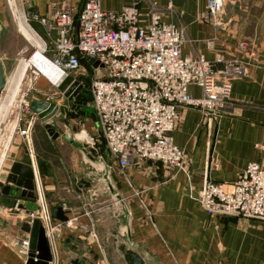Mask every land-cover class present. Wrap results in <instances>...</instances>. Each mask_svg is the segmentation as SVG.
Masks as SVG:
<instances>
[{
    "label": "crops",
    "instance_id": "0c3cea01",
    "mask_svg": "<svg viewBox=\"0 0 264 264\" xmlns=\"http://www.w3.org/2000/svg\"><path fill=\"white\" fill-rule=\"evenodd\" d=\"M26 1L41 17L49 16L59 2ZM76 1L80 11L84 0ZM148 1L101 0V6L104 11L138 6L145 14ZM151 1L161 7L174 5L177 24L187 35L184 56L237 58L247 65L248 76L232 82L230 104L214 115L179 108L173 140L187 153L185 172L147 161L120 169L112 158L111 173L89 164L94 173L90 180L66 173L44 175L41 187L54 222L63 223L56 219L58 208L71 222L56 230L52 264H127L131 250L146 264H262L264 222L216 217L201 207L197 196L206 181L229 186L249 164H264V0H234L219 28L205 21L209 0ZM42 82L37 80L35 89L46 98L38 100L53 99L43 95L51 87ZM190 93L201 96L197 86H191ZM81 135L80 140L87 138ZM100 160L110 165L107 158ZM14 162L32 165V158L17 156L9 170ZM35 163L38 170L36 158ZM31 220L25 211L0 206V264H26L10 242L29 237L21 226Z\"/></svg>",
    "mask_w": 264,
    "mask_h": 264
},
{
    "label": "built area",
    "instance_id": "2783aa9c",
    "mask_svg": "<svg viewBox=\"0 0 264 264\" xmlns=\"http://www.w3.org/2000/svg\"><path fill=\"white\" fill-rule=\"evenodd\" d=\"M233 1L209 0L205 21L219 28ZM76 5V0H59L49 16L31 17L30 22L43 29L40 34L30 27L43 42L44 56L60 73L54 83L36 72L34 82L43 78L56 89L67 77L79 82L76 96L86 92L91 99L80 107L94 111L104 145L120 169L147 161L185 172L187 153L173 140L179 107L216 114L230 104L232 82L248 76L247 65L222 55L214 61L204 55L184 56L186 30L177 24L172 3L161 7L149 0L145 14L138 6L104 11L101 0H84L80 11ZM191 86L200 89L199 98L191 95ZM26 111L31 117L21 134L32 146L37 117ZM30 152L38 195V211L31 219L40 220L53 250L56 230L71 222H54ZM197 201L216 217L264 222V164H249L229 186L206 181ZM21 248L28 252V242Z\"/></svg>",
    "mask_w": 264,
    "mask_h": 264
},
{
    "label": "rangeland",
    "instance_id": "374dc122",
    "mask_svg": "<svg viewBox=\"0 0 264 264\" xmlns=\"http://www.w3.org/2000/svg\"><path fill=\"white\" fill-rule=\"evenodd\" d=\"M80 7V4L76 5L77 10ZM0 13L3 15L1 21L4 26L0 42V55L5 59L8 76L12 78L20 60L22 58H30L37 50L30 41L23 37L24 35L20 32L18 24L19 20L24 21L27 27H31L37 33L43 34V29L39 25L30 22L31 17L36 15V13H33L32 7L25 0H0ZM40 42L44 47L41 39ZM36 72L39 73L40 71L33 65L28 67L21 86L16 94H11V91L9 92L6 99L7 105L0 114V198L1 191L7 183V177L10 172L9 166L12 164V161L17 156L30 158V150L34 152L37 160L39 177L42 180V184L44 175L50 174L60 175L66 173L76 178L93 179L94 173L91 171L92 167L89 166L91 162L84 152H82L85 145V150L90 156L96 159H100V157L107 158L108 151L102 140L101 132L97 129L96 121L89 118L81 120L74 117H69L65 120V112L63 111L70 110L71 104L59 89L54 87H51L49 92L43 94H50L51 98L60 99L55 102L61 106L63 115L58 120H55L54 125L60 131L65 132L63 128L65 125L60 121L63 118L65 124L69 126L67 134L76 140L81 149H79V152H76L62 139L54 141L53 136H50L47 132L48 127L44 126L39 119H36L32 128V146L29 145L25 136L21 134V131H24L27 127L28 119L31 117L26 109L23 108V101L27 98H37V100L38 98H46L35 91L34 81ZM40 80L42 82L44 79L40 78ZM82 133L87 135L85 140H80ZM76 157L81 160L80 163L76 162ZM45 198L49 205L46 193Z\"/></svg>",
    "mask_w": 264,
    "mask_h": 264
},
{
    "label": "water",
    "instance_id": "95a60500",
    "mask_svg": "<svg viewBox=\"0 0 264 264\" xmlns=\"http://www.w3.org/2000/svg\"><path fill=\"white\" fill-rule=\"evenodd\" d=\"M2 16L3 15H1L0 13V42L2 33L4 32V26L1 21ZM19 65L20 62L16 67L12 78H10L8 76L5 59L0 55V114L2 112L1 107L7 99V96L10 92L12 79ZM78 84L79 82L77 81L72 82V77H67L58 88L59 91L64 94V97L71 104L70 110L64 111L66 119L69 117H89L93 120H96V116L93 110L86 108L82 109L80 107L81 105L86 106L87 103L91 101V99L86 95V92L76 96L77 91L75 90ZM59 100L60 99L53 98L47 101H43L27 98L23 101V108L28 109L37 117V119H39L41 123L48 127L47 132L50 136H53L54 140L61 138L67 143V145L73 148L74 151L79 152L81 146L76 142L75 139L71 138L67 134L69 126L65 124L64 119L62 118L60 121L65 125L63 127L65 132L60 131L54 125L56 122L55 120H58L63 115L61 107L56 103ZM85 149L86 145L83 147L82 152H84V154L88 157V160L91 162L90 164H96L105 170L107 169L108 172L111 173V171L113 170V162L108 150L106 157L110 165L107 166L104 165L102 160L90 156V154L87 153ZM7 183L9 185H6L1 191L0 206L4 208H10L12 210L25 211L29 217L36 214V212L38 211L37 181L32 165L14 162L7 177ZM113 196L115 198V201L118 202L119 198L117 196V193H114ZM56 219L63 223L68 222L69 220L62 208L57 209ZM128 226L129 228H131L130 221ZM21 232L29 235V237L24 238L23 240H19L18 238L12 240L10 242L12 250L23 261H25L26 264H52L51 250L45 235V229L41 225L40 220L35 218L28 223L22 224ZM22 242H28V252L21 248ZM126 263L146 264V261L137 252L131 250L127 252Z\"/></svg>",
    "mask_w": 264,
    "mask_h": 264
},
{
    "label": "bare ground",
    "instance_id": "6f19581e",
    "mask_svg": "<svg viewBox=\"0 0 264 264\" xmlns=\"http://www.w3.org/2000/svg\"><path fill=\"white\" fill-rule=\"evenodd\" d=\"M18 24H19L20 32L24 35V37L28 41H30L36 47L35 49L37 50L30 56V58L23 59L22 61H20V65L16 70V73L11 82V86H10L11 94L12 93L16 94V92L18 91L19 87L21 86L25 78L28 67L30 65H33L38 71H40L45 77L49 78L54 83H58L60 79V73L54 67L51 66L50 61L47 59V57H44L43 46L40 40L36 37V35L32 32V30L29 27H27V25L24 24V21L19 20ZM6 105H7V101H5V103L2 105L1 111L4 110ZM36 175L39 183L38 173Z\"/></svg>",
    "mask_w": 264,
    "mask_h": 264
},
{
    "label": "flooded vegetation",
    "instance_id": "af4514ba",
    "mask_svg": "<svg viewBox=\"0 0 264 264\" xmlns=\"http://www.w3.org/2000/svg\"><path fill=\"white\" fill-rule=\"evenodd\" d=\"M7 185H9V184L7 183ZM5 186H6V185H5ZM5 186H4V187H5Z\"/></svg>",
    "mask_w": 264,
    "mask_h": 264
}]
</instances>
